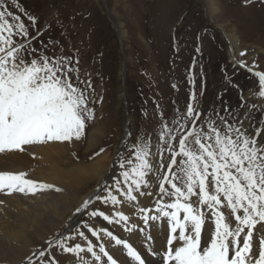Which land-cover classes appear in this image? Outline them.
<instances>
[{
  "label": "snow or ice",
  "instance_id": "1",
  "mask_svg": "<svg viewBox=\"0 0 264 264\" xmlns=\"http://www.w3.org/2000/svg\"><path fill=\"white\" fill-rule=\"evenodd\" d=\"M13 8L25 12L18 0H0V154L24 152L25 146L51 141L80 140L87 122L95 118L92 105L97 100L90 74L82 79L79 60L63 55L62 50L57 54L58 41L40 40L43 30L37 27L36 17L27 15L30 23L26 24ZM50 50L52 54H48ZM238 63L258 78L256 95L264 99V71L255 70V62L251 67L244 61ZM190 83L194 85V75ZM262 133L264 121L253 125L247 114L241 118L226 106L223 114L218 110L205 113L193 90L186 110H176L171 126L161 113L155 152L150 139L140 137L129 143L117 154L119 176H112L111 184L105 181L98 186L76 213L100 202L114 208V215L94 210L88 212L90 218L126 225L130 217L116 206L127 204L149 228L150 221L162 228L166 220L168 235L160 251L153 250L150 231L139 228L149 242L146 251L159 256L161 264H264ZM127 135L130 138L132 134ZM26 177L25 172L0 171V193L62 191ZM157 186L154 209L140 206L139 197L153 196L151 189ZM154 210L156 214H152ZM208 218H214V227L205 233ZM137 227L134 224L126 230L132 232ZM83 228L97 240L103 233L122 246L131 261L146 264L141 252L127 240L87 222ZM254 233L258 240L255 248ZM77 237L86 246L70 243ZM45 243L47 248L34 250L28 264H59L53 248L71 254L76 264H118L104 243L97 252V245L79 227L68 235L57 233ZM85 253L92 259H85Z\"/></svg>",
  "mask_w": 264,
  "mask_h": 264
},
{
  "label": "rangeland",
  "instance_id": "2",
  "mask_svg": "<svg viewBox=\"0 0 264 264\" xmlns=\"http://www.w3.org/2000/svg\"><path fill=\"white\" fill-rule=\"evenodd\" d=\"M216 2L212 15L208 0H18L25 12L11 10L26 24L27 15L35 16L40 40L58 41L55 52L78 59L81 78L90 74L95 88V118L83 137L50 142L67 164L107 166L114 170L111 184L120 173L117 154L140 137L155 151L161 113L171 126L193 90L205 113L223 114L226 106L253 125L264 121L258 78L238 63L255 62V70L264 71V0ZM221 25L238 33L246 55L231 51Z\"/></svg>",
  "mask_w": 264,
  "mask_h": 264
},
{
  "label": "bare ground",
  "instance_id": "3",
  "mask_svg": "<svg viewBox=\"0 0 264 264\" xmlns=\"http://www.w3.org/2000/svg\"><path fill=\"white\" fill-rule=\"evenodd\" d=\"M208 3L211 14L216 15L215 13L219 11L216 0H208ZM220 27L224 29L223 25ZM225 30L226 28L224 32L230 42L231 51H236V54L238 52L241 55L243 52L241 49L242 40L238 33ZM25 147L26 151L24 152L14 151L0 154V171L25 172L27 173L26 178L53 184L62 191L44 190L35 195L0 193V200L4 201L3 204H0V264H28L27 258L34 250L47 248L45 243L47 240L55 238L57 233L68 235L70 231L74 232L77 227L85 231L89 239L97 245V252H99V245L104 243L109 253L118 259V264H136L126 257V250L122 246L115 245V242L103 233L99 240L93 237L87 229L83 228L85 222L97 230L107 229L119 238L127 240L141 252L146 264H161L159 256L154 257L146 251L149 242L146 241L144 234L139 232V228L144 227L146 231H150L153 237L151 242L153 250L160 251L163 250L162 246L165 245L168 235L166 220L163 222L162 228L150 221L151 227L149 228L143 224L140 215L127 204L116 206L130 217L126 225L125 222L109 224L99 217L90 218L88 212L94 210L114 215V208L100 202L90 205L89 209L83 213H76V208L80 207L98 186L105 181L109 182L114 170L108 172L107 166L104 171H101L100 168H94L95 166L90 168L89 165L67 164L62 153L56 150V145L50 142ZM54 152H58V154L56 155ZM151 191L153 196L139 197L140 206L154 209L153 201L158 186L152 188ZM193 200L195 201L196 197H193ZM152 214H156L155 210ZM213 221L214 218L206 219L205 233L212 231ZM134 224L138 226L136 229L132 232L126 230V227L131 228ZM259 228L260 225H257V229ZM261 234L264 235V232ZM77 242L86 246V242L79 237L70 243ZM257 244L258 240L254 233V248ZM82 255L85 256V259H92L91 254ZM54 257L59 261V264H76V260L71 254L60 252Z\"/></svg>",
  "mask_w": 264,
  "mask_h": 264
}]
</instances>
